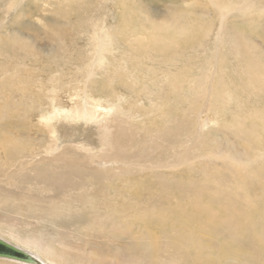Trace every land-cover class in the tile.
<instances>
[{
  "label": "rangeland",
  "instance_id": "1",
  "mask_svg": "<svg viewBox=\"0 0 264 264\" xmlns=\"http://www.w3.org/2000/svg\"><path fill=\"white\" fill-rule=\"evenodd\" d=\"M245 2L250 0H0V117L5 118L0 120L2 133L4 129L8 131L4 126L12 123L8 138L15 143L25 142L29 152H38V141L48 134L42 115L49 114L52 105L66 110L80 105L77 97L87 80L84 70L95 58L94 28L96 32L105 30L114 41L113 53L108 54L104 67H95L93 78L86 85L88 94L106 101L124 97L127 101L121 104L125 109L132 107L133 112L141 113L147 120L146 116L154 112L157 118L163 115V108L155 106L156 101L152 100L167 89L169 110L182 121L179 126L176 122L169 123L171 128L179 127L175 136L187 145L186 135L191 139L197 134L201 137L194 151L200 158L196 163L202 164H197L194 172H179L184 185L177 182L170 191L173 198L188 197L180 206L187 214L186 222L192 232L194 220L201 222V239L198 242V237H194L193 245L200 249L199 264H245L251 251L228 234L246 241L243 229L251 222L250 225L264 227L259 217L264 215V186L254 183L252 187L243 186L244 189L231 188L222 173L225 170L222 161L211 167L205 165L206 156L215 149L242 151L248 148L247 140L255 150L242 153V159L249 156L253 159L258 150L264 151V60L256 58L264 57V0H255L256 9L249 11L239 8ZM224 7L231 11L224 15ZM221 26L225 33L216 54V37ZM214 70L216 76L211 83L214 98L210 100L209 92L205 91L193 102L198 94L190 92V88L207 83ZM161 84L169 87L163 89ZM225 92L231 97L224 99ZM199 120L207 125L199 128ZM214 121L218 123L215 125ZM9 162L1 158V163ZM255 165L250 169L264 170L262 160ZM31 178L35 183L42 175L34 172ZM9 182L19 185L14 180ZM37 188V192L26 190L36 197L41 190L47 197L54 195L41 185ZM61 199L49 204L28 199L34 205L31 217L27 210L4 212V205L0 204V236L43 255L50 264H111L109 259L122 264H154L150 257H137L129 249L116 247L118 238L113 241L94 235L80 238L73 226L78 225V220L69 224L61 220L65 217L50 220L52 215L64 214ZM245 201L252 202L249 209L239 207ZM69 207L76 210L81 206L71 203ZM82 207L88 210L87 206ZM83 228L86 230V226ZM122 234L119 236L125 240L136 241L134 236ZM260 244L256 243V249L259 250ZM106 245L117 249L109 253ZM193 247L190 251L194 253Z\"/></svg>",
  "mask_w": 264,
  "mask_h": 264
},
{
  "label": "bare ground",
  "instance_id": "2",
  "mask_svg": "<svg viewBox=\"0 0 264 264\" xmlns=\"http://www.w3.org/2000/svg\"><path fill=\"white\" fill-rule=\"evenodd\" d=\"M253 2L251 0L250 2H245L239 8L244 9V11H249L251 8L256 9L257 6L255 7ZM222 10L224 15L231 11L225 7ZM222 26L216 37L218 42L215 47L216 54L218 53L219 44L223 40L222 35L225 33ZM92 39L95 58L91 65H88L85 70L83 69L87 75V80L85 81V89L77 97L80 99V105H74L71 110L52 105V111H49V114L42 115L41 120L44 121L48 134L42 141L41 139L38 141L36 145V147H39V150L37 149L38 152H29L30 149L28 150L25 142L15 143L8 138L9 135L7 133H9L11 127H14L12 123L8 122L4 126L8 128V131L4 129L2 133L0 128V204L4 205L3 211L27 210V214L31 217V210L34 205L30 201L37 199L38 203L49 204L51 201L62 198L60 207L61 212L64 214L50 215L51 218L47 215V217L50 220H59L65 217L68 220H61L67 224H69V221L72 223L73 220H78V225H72L75 227V233H77L75 235L82 239L88 235L91 237L93 235L108 237L107 241H113L118 238L119 242L114 244L116 247L129 249L137 257H150L154 264H182L184 261V264H188V261L190 264H199L200 249L198 248L197 250L196 245L194 247L193 245L195 243L194 237H198V242L201 239V233H199L201 222L194 220L196 226L192 232L186 222L187 214L180 206L181 202L184 199H188V197L178 196L173 198L170 191L174 184L177 185V182L183 184L182 179L180 180L178 175L179 172L187 170L194 172L195 166L202 164L200 162L196 163L197 159L200 158L196 156L194 151V145L201 137L197 134L191 139L190 136L186 135L187 145L186 142H181L175 136L179 132V127L171 128V124L176 122L177 126H179L182 121L179 118H174L172 110L171 112L169 110L168 98L170 93L165 95L166 87H169V85L164 86V84H161L163 89H166L164 90L165 93L161 94L159 92L156 98L154 99L153 97L152 100V102L156 101L155 106L160 109L163 108V115L157 118V113L153 111L154 114L152 116H146L148 121L144 120L141 113L133 112L132 107L125 109L124 105L121 104L127 101L124 97L118 96L113 101L110 98L106 101V99L103 100L89 95L86 85L93 78L92 74L95 67L103 66L107 61L108 54L113 53L112 46L114 45L111 35L103 29H99L96 32V28H94ZM256 58L264 60L261 55ZM217 65L218 63L214 66L217 68ZM214 76H216L215 70L211 72L210 77H207L208 86L205 82L201 83L199 79L196 82H200V84L190 88V92L194 91L198 94L195 96L197 98H193V102H197L200 95L205 91L209 92L210 100L214 98L213 85L211 84L212 78H215ZM228 92L223 93L224 99L231 97ZM219 93L221 94V92ZM51 102L53 103L54 99H51ZM225 102L227 101L225 100ZM225 102L224 104H226ZM219 103L221 104V101ZM1 117L0 120L4 121L5 118ZM153 118L156 120H153ZM194 122L197 123L196 121ZM214 122L215 125L218 123L217 121ZM169 123L171 124L169 125ZM205 125H207L206 122L199 120V128L200 126L204 128ZM182 138L184 139L185 135ZM249 141L247 140L248 148H244L242 151H236L234 148L226 152H223V149L217 152L215 149L216 152L214 151L213 154L206 156L208 157V160L205 159L207 167L216 165L215 162L218 160L222 161V168L225 169L222 173H225L226 182L230 183L231 188L236 186L244 189L243 186L252 187L256 183L264 186V177H262L264 175L262 171L264 170L250 169L256 164V161L262 160L264 162V151L258 150V153L252 156L253 159H250V156L247 160L241 158L242 153H248L254 149ZM47 151H50V153ZM45 152L49 154H44ZM2 157L10 162L8 164L1 163ZM34 172H39L42 175V178L35 183H33L34 181L31 178ZM37 179V177L34 178V180ZM9 180H14L19 185L14 186ZM31 185L35 186V188H31ZM37 185L43 186L46 191H51L54 195L47 197V194L42 193L41 190L36 197L34 193L26 190L37 192ZM198 185L200 184L198 183ZM180 188L184 189L185 186ZM38 203L36 204L37 208H39ZM71 203H79L81 207L73 210L69 207ZM243 203L245 204H239V207L242 206L249 209V206L252 205L250 201ZM82 206H87L88 210H85ZM247 217L249 216L247 215ZM259 217H262L264 221L263 214L259 215ZM118 221H127V223L122 225ZM136 223L137 225L132 228ZM250 224L243 229L244 233H246V241H241L234 234H228V237L240 242L247 251H251V255L245 258V264H264L263 224L258 226ZM83 226H86V230H84ZM129 231H133V234H130ZM121 233L125 237L134 236L136 241L130 240L132 238L125 240L121 235L119 236ZM1 238L37 257L40 260L39 264H50L42 257L43 255L41 256L30 248L19 246L3 237ZM259 242L261 244L258 250L256 249V243ZM111 247L106 245V250L109 253L116 251L117 248ZM192 247L193 250L196 248L194 253L190 251ZM114 255L116 254L114 253ZM3 260L9 264H25L13 260L0 259V261ZM109 262L111 264H122L118 261H110V259Z\"/></svg>",
  "mask_w": 264,
  "mask_h": 264
},
{
  "label": "water",
  "instance_id": "3",
  "mask_svg": "<svg viewBox=\"0 0 264 264\" xmlns=\"http://www.w3.org/2000/svg\"><path fill=\"white\" fill-rule=\"evenodd\" d=\"M0 259L13 260L25 264H39L40 260L21 247L0 237Z\"/></svg>",
  "mask_w": 264,
  "mask_h": 264
}]
</instances>
